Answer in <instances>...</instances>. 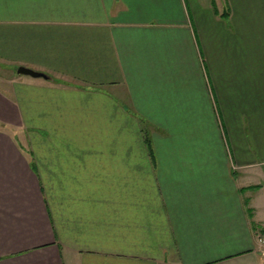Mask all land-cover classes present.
<instances>
[{
    "label": "crops",
    "instance_id": "1",
    "mask_svg": "<svg viewBox=\"0 0 264 264\" xmlns=\"http://www.w3.org/2000/svg\"><path fill=\"white\" fill-rule=\"evenodd\" d=\"M0 73V264H264V0H0Z\"/></svg>",
    "mask_w": 264,
    "mask_h": 264
},
{
    "label": "water",
    "instance_id": "2",
    "mask_svg": "<svg viewBox=\"0 0 264 264\" xmlns=\"http://www.w3.org/2000/svg\"><path fill=\"white\" fill-rule=\"evenodd\" d=\"M17 71L21 74L31 75L33 77H40V76L45 77L44 73L33 70L31 68H28V67H24V66H20Z\"/></svg>",
    "mask_w": 264,
    "mask_h": 264
},
{
    "label": "built area",
    "instance_id": "3",
    "mask_svg": "<svg viewBox=\"0 0 264 264\" xmlns=\"http://www.w3.org/2000/svg\"><path fill=\"white\" fill-rule=\"evenodd\" d=\"M259 241L264 244V235L259 236ZM264 255V251H263Z\"/></svg>",
    "mask_w": 264,
    "mask_h": 264
},
{
    "label": "trees",
    "instance_id": "4",
    "mask_svg": "<svg viewBox=\"0 0 264 264\" xmlns=\"http://www.w3.org/2000/svg\"><path fill=\"white\" fill-rule=\"evenodd\" d=\"M147 140V139H146ZM148 141V140H147ZM263 232H264V228H263Z\"/></svg>",
    "mask_w": 264,
    "mask_h": 264
},
{
    "label": "rangeland",
    "instance_id": "5",
    "mask_svg": "<svg viewBox=\"0 0 264 264\" xmlns=\"http://www.w3.org/2000/svg\"><path fill=\"white\" fill-rule=\"evenodd\" d=\"M1 74V73H0ZM10 74V73H9ZM264 256V255H263Z\"/></svg>",
    "mask_w": 264,
    "mask_h": 264
}]
</instances>
